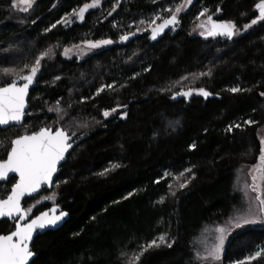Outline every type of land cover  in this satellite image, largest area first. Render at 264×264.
Instances as JSON below:
<instances>
[{
    "label": "trees",
    "instance_id": "obj_1",
    "mask_svg": "<svg viewBox=\"0 0 264 264\" xmlns=\"http://www.w3.org/2000/svg\"><path fill=\"white\" fill-rule=\"evenodd\" d=\"M183 1L100 0L80 19L79 9L92 0H36L24 12L0 0V85L10 82L4 68L24 69L41 52L54 53L41 61L24 124L0 129V158H7L12 139L40 127L90 135L69 154L52 189L24 201L32 215L53 204L69 212L60 228L35 238L31 264H203L197 256L203 230L237 212L238 173L259 161L262 147L264 21L251 24L260 0H194L176 13L175 31L152 40L151 27ZM209 16L233 22L232 39L196 33ZM126 33L135 34L119 41ZM108 38L115 42L82 60L63 56L69 45ZM189 88L190 96H173ZM57 101L67 113L59 123L48 111ZM112 108L117 113L104 117ZM178 176L187 179L184 188ZM16 180L0 183V198ZM51 193L55 201L31 206ZM14 227L13 220H3L0 234ZM160 235L168 243L147 248ZM141 246L147 250L131 262ZM257 251L260 257L245 259ZM238 261L264 264V226L240 230L222 259L206 264Z\"/></svg>",
    "mask_w": 264,
    "mask_h": 264
},
{
    "label": "snow or ice",
    "instance_id": "obj_2",
    "mask_svg": "<svg viewBox=\"0 0 264 264\" xmlns=\"http://www.w3.org/2000/svg\"><path fill=\"white\" fill-rule=\"evenodd\" d=\"M18 2L20 4L27 5L26 8H21V11H28L33 3V0H11V6L13 8L17 7ZM186 2L191 3V0H186ZM100 3V0H92L91 4H84L83 7L79 9L77 16L83 19V15L89 8L95 7ZM256 9L259 10V15L255 19L251 20V24L255 25L257 21H264V0H260L259 3L255 5ZM165 11H170L165 9ZM180 11L177 7L175 12L164 19L162 23L156 24V18L154 17L149 21V27L156 24L155 27H151V39L155 40L157 36L164 31L169 25H175L178 23L176 13ZM205 12L207 9L204 10ZM111 15V13H109ZM203 15V12L201 13ZM208 21L211 23V27L207 29V32H201L200 35L212 36L217 35L227 37L232 39L235 34L236 25L231 22H216L212 20V17H208ZM57 24L60 21L56 22ZM140 24H144L145 21H140ZM56 25L53 24L52 27ZM203 27V25H200ZM245 29L249 27L248 24L243 26ZM140 29L138 28L137 31ZM135 33H126L119 37L120 41H127L130 35ZM91 49H96L102 45H110L113 43L110 39L97 40V41H85ZM76 47V46H74ZM70 51L69 48L64 49V54ZM54 55L52 48L41 52L36 58L34 63L30 65H24V69H30L27 74H25L24 69H3V77L10 78V82L0 85V129H6L8 127H13L20 125L23 117L25 116L26 101L25 97L28 95L29 86L33 83L34 77L37 75L41 61L44 57ZM210 73H200V75H209ZM55 79H59L56 77ZM182 79H187V77H182ZM111 88L112 85H107ZM102 85L97 89V93L103 90ZM193 89L189 88L187 91L181 90L174 93L173 96L182 95L184 97L190 96ZM199 94L208 96L209 93L205 91L204 88L196 89ZM232 92L240 91L238 88L230 89ZM264 95V93H261ZM83 99V98H82ZM71 107V105H69ZM49 112H56L58 116L57 123L64 120L67 113L61 107V102L57 101L54 107L48 108ZM112 112L116 111V108L111 109ZM64 113V115H61ZM104 117H108L110 112L105 110L103 112ZM249 123V121H245ZM81 127L86 125H80ZM238 127V125H237ZM76 135L75 131H71L70 127L58 126L53 130L50 126L40 127L38 131H33L31 133H26L16 136L10 142V149L6 152V159L0 158V180H4L9 177V173H15L18 175V179L12 185L11 191L7 194L6 198H0V218H9L15 222V230L11 231L9 234H0V264H28L29 258L33 256V252L29 248V241L33 238V233L37 230H44L49 226H54L60 221L66 213L60 212L59 215L49 214V212H41L34 218L28 219V213L32 211L31 207L22 208L21 198L26 195H32L37 193L42 185H51L53 182V175L57 171L58 164L65 159V153L72 147L70 143L72 137ZM264 145V141L261 142ZM194 147V145H190ZM259 162L253 165V171L258 173L259 176L253 175V190L257 189L255 181L257 179L264 180V147L260 149ZM120 165H115L114 167H119ZM108 170L106 169L105 172ZM185 172H191V169H185ZM168 175V173H165ZM184 173H180L183 176ZM188 183L187 179L183 183L179 184L180 188H184ZM171 187V186H170ZM175 195V193H173ZM55 193L52 194V197ZM52 197H46L50 199ZM259 200L261 212H264V200ZM39 203V201H37ZM55 213V208L51 210ZM21 221H24L21 223ZM255 222L248 218H243L238 220L233 226L236 228L242 227L245 224ZM219 235L216 238V242L207 251V256L199 257L202 259H211L217 261L220 259V252L223 245V232L224 229H218ZM164 236L159 237V243L156 240H152L148 243L147 248L153 246L159 247L160 243H164ZM171 247V244H167ZM147 249L141 246L140 253L136 255L135 259L139 260L140 255L143 254ZM261 256V251L252 253L246 260H253ZM241 264V262H237Z\"/></svg>",
    "mask_w": 264,
    "mask_h": 264
},
{
    "label": "rangeland",
    "instance_id": "obj_3",
    "mask_svg": "<svg viewBox=\"0 0 264 264\" xmlns=\"http://www.w3.org/2000/svg\"><path fill=\"white\" fill-rule=\"evenodd\" d=\"M35 1L36 0H33L32 5L34 4ZM193 1L194 0H191V3H188V2H186V0H184L182 2V4L180 5V7H179L180 11L177 12V14L179 15V14L185 12L186 10H188V8L191 6ZM26 7H27V5L20 4L18 2L17 7L15 9L20 10L21 8H26ZM200 25H203V27H200ZM210 26H211V24L208 21V19H202L201 22L197 24L196 33H198V34H200L201 32L206 33L207 29ZM176 29H177V27H174V29L172 31H175ZM108 39L112 40L113 43L115 42V40H113L111 38H108ZM99 40H104V39H99ZM118 40L120 41V39H118ZM87 41H97V40H87ZM84 42L85 41L67 46L66 48H69L70 51L67 53V55H65L64 51H63V56L65 58H68V59L76 58L78 60H82L85 57H87L88 55H91V54H93L97 51H100L103 48H106L109 46V45H102L99 48L91 49ZM112 44H110V45H112ZM74 46H76V47H74ZM117 111H118L117 109L115 112L111 111L109 116H114L117 113ZM260 139H261V142L264 141V128L260 132ZM262 147H264V145H262ZM253 175L259 176L258 173H255L253 171V165L247 166V167H245L239 171L238 178H237V190L240 192L241 196H240L239 200H237V203L235 204V208H236L237 212L234 215H232L231 218H229L228 220H226L222 224L208 226L207 228H205V230H203L202 234L200 235V237L198 239V241H199V249H198L199 257L207 256L208 249H210L212 247V245L216 242V238L219 235V233L217 232L218 229H224V232H223L224 239H223V245H222V249L220 252V259H219V260H221L223 255H224L226 245H227L228 241L230 240V238L234 234H236L240 230H243V229H246L249 227L264 226V212L260 211V208L262 206L260 205L259 200L257 199V197H259L260 200H264V180L257 179V181H255V183L258 187L254 191L253 187H252V185L254 183L253 178H252ZM176 180H177V184H180L181 182L183 183V181L181 179H179V176L176 177ZM52 194L53 193H51L50 195H47V196H43L40 199H38L37 201H42V200L55 201L56 194L54 197H52ZM46 197H52V198L46 199ZM37 201L33 202L31 204V206L37 204ZM245 217L250 219V220H254L255 222L245 224L239 228H236L233 226L238 220H242ZM163 236H164V240H165L164 243H168L167 236L166 235H163ZM159 237L157 239V243H159ZM135 257L132 258L130 261L131 262L135 261L136 260ZM199 260H201V262L203 264L216 262V261H213L211 259L205 260V259L199 258ZM219 260H217V261H219Z\"/></svg>",
    "mask_w": 264,
    "mask_h": 264
},
{
    "label": "water",
    "instance_id": "obj_4",
    "mask_svg": "<svg viewBox=\"0 0 264 264\" xmlns=\"http://www.w3.org/2000/svg\"><path fill=\"white\" fill-rule=\"evenodd\" d=\"M177 21H179V18H178V17H177ZM161 23H162V22H161ZM159 24H160V23H159ZM176 24H177V23H176ZM176 24H175V25H176ZM155 26H156V25H155ZM155 26H154V27H155ZM173 27H174V25H169V27L165 28L164 31L161 32V33L157 36V38L163 36L168 30H171ZM149 32H150V34H151V29H150ZM157 38H156V39H157ZM36 85H37V78L34 77V79H33V83L29 86L28 95L25 97V101H26L25 113H26V114H25V116L23 117L22 122H21L20 125H23L24 122H25V120H26V118H27L28 111H29V108H30V102H29V99H30V96H31V92H32V90L36 87ZM181 96H182V95H181ZM16 126H19V125H16ZM8 128H10V127H8ZM51 128H52L53 130H55L53 127H51ZM6 129H7V128H6ZM89 136H90V135H83V136L77 137V136L75 135L74 137H72V139H71V141H70V143L72 144V147H71V148L65 153V159L62 160V161L58 164V166H57V171H56V173H54V175H53V182H52V184H51V185H42L41 188L37 191V193H34V194H32V195H26V196L22 197V198H21V206H22V208H26V207H25V204H24V201H25L27 198H31V197H34V196L40 195V194L43 192V190H44L45 187H47L48 189H52L53 184H54V181H55L57 175H58V174L60 173V171H61V166L67 161L69 154L73 151L74 147H76L78 144H80L83 140H85V139L88 138ZM14 176L18 179V175H16L15 173H9V177H8V178H5L4 180H0V181H2V182L8 181L11 177H14ZM5 198H6V197H5ZM53 208H55V213H52V212H51V210H52ZM41 212H49V214H54V215H59L60 212H64V213H66V215H65L60 221H58L56 225H54V226H49V227H47V228L44 229V230H37L36 232L33 233V238L29 241V248H30V250L33 252V256L29 258L28 264H31L32 261L34 260V258L36 257V252L33 250V247H32V244H33L35 238H36L39 234H43V233H45L46 231H49V230H56V229L60 228V227L66 222V220L69 218V212H68L67 210L62 209V207H61L59 204H53V205H51L50 207H48L47 209H45V210H43V211H41ZM41 212H39L37 215H39ZM37 215H35V216H37ZM35 216H32V217H29V216H28L27 218H28V219H31V218H34ZM6 219H7V220H11V219L5 217V218H0V221H2V220H6ZM23 222H24V221H21V223H23ZM14 230H15V229H14ZM14 230H13V231H14ZM8 234H9V233H8Z\"/></svg>",
    "mask_w": 264,
    "mask_h": 264
},
{
    "label": "flooded vegetation",
    "instance_id": "obj_5",
    "mask_svg": "<svg viewBox=\"0 0 264 264\" xmlns=\"http://www.w3.org/2000/svg\"><path fill=\"white\" fill-rule=\"evenodd\" d=\"M177 15H178V14H177ZM177 17H178V16H177ZM178 23H179V21H178ZM174 27H175V25H174ZM174 27H173V28H174ZM173 28H172V29H173ZM14 177H15V176H14ZM55 180H56V179H55ZM5 182H7V181H5ZM54 182H55V181H54ZM0 183H4V182L0 181ZM46 188H47V187H46ZM10 191H11V190H10ZM6 197H7V196H6ZM46 209H47V208H46ZM37 214H38V213H37ZM37 214H36V215H37ZM28 216H29V217H32V216H35V215H32V214H29V213H28ZM6 220H7V219H6ZM2 221H3V220H2ZM0 222H1V221H0ZM14 229H15V227H14ZM14 229H13V230H14ZM13 230H12V231H13ZM9 233H10V232H9ZM6 234H8V233H6Z\"/></svg>",
    "mask_w": 264,
    "mask_h": 264
}]
</instances>
